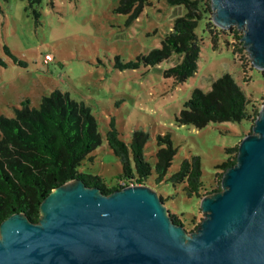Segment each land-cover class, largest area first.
Listing matches in <instances>:
<instances>
[{
	"label": "rangeland",
	"instance_id": "obj_1",
	"mask_svg": "<svg viewBox=\"0 0 264 264\" xmlns=\"http://www.w3.org/2000/svg\"><path fill=\"white\" fill-rule=\"evenodd\" d=\"M118 1L40 0L33 6L39 12L35 18L27 0H0V56L6 62L0 65V113L13 116L14 107L21 106L25 98L29 106L37 107L41 96L54 88L83 101L96 119L101 142L83 158L79 169L100 174L108 185L116 184L121 171V162L106 141L109 122L113 121L126 142L135 128L142 129L148 135L143 155L151 165L145 183L163 197L167 211L175 213L190 232L204 216L199 206L201 196L219 184L222 169L216 164L229 155L225 147L238 144L254 121H211L197 127L178 123L175 115L192 88L208 90L212 80L223 72H229L260 108L264 68L252 65L241 40V28L232 25L220 30L214 23L212 32L217 37L213 46L211 33L205 28L212 10L208 18L202 16L197 21V67L183 81L174 83L171 76L163 74V69L177 60L174 54L153 66L140 63L119 68L116 56L122 61L135 59L137 54L158 46L173 18L182 15L185 7L166 0H148L137 17L128 19L126 13L115 9ZM4 45L18 61L5 52ZM235 45L242 48L234 54ZM165 133L176 148L166 177L177 170L182 158L197 154L202 195L187 196L180 183L173 184L165 177L155 180V152L165 145L158 142L157 135Z\"/></svg>",
	"mask_w": 264,
	"mask_h": 264
},
{
	"label": "water",
	"instance_id": "obj_2",
	"mask_svg": "<svg viewBox=\"0 0 264 264\" xmlns=\"http://www.w3.org/2000/svg\"><path fill=\"white\" fill-rule=\"evenodd\" d=\"M211 20L243 30L254 67L264 68V0H210ZM204 216L187 232L151 185L105 193L81 179L52 188L37 221H0V264H264V99L220 188L201 196Z\"/></svg>",
	"mask_w": 264,
	"mask_h": 264
},
{
	"label": "trees",
	"instance_id": "obj_3",
	"mask_svg": "<svg viewBox=\"0 0 264 264\" xmlns=\"http://www.w3.org/2000/svg\"><path fill=\"white\" fill-rule=\"evenodd\" d=\"M148 0H119L115 9L126 13L128 19L138 16ZM40 0H27V5L37 18L38 10L33 8ZM169 4H182L185 12L175 16L168 31L163 35L158 46L151 47L145 53H139L135 59L122 61L118 56L115 64L119 68L137 67L140 63L156 65L161 60L176 55L177 60L163 69L165 76H171L174 83L183 81L197 67L200 50V38L195 32L198 19L208 18L211 12L210 0H166ZM212 20L206 19L205 28L211 33L213 46L217 35L213 33ZM220 30L223 28L219 27ZM234 33L236 29L233 28ZM236 37L240 35L236 33ZM235 45L232 49L241 50ZM5 52L18 61L8 46ZM20 61V60H19ZM21 62V61H20ZM242 71L244 63L241 61ZM0 65H6L0 56ZM242 86L229 72H223L212 80L208 90L192 88L189 97L183 102L175 115L178 123L193 124L201 127L208 122L253 120L259 106L250 101ZM106 141L121 162L119 178L133 179L145 183L151 174V165L144 158L143 146L147 133L140 128L132 131L129 142L124 141L113 121L106 130ZM160 146L155 152V180L163 177L173 184L180 183L187 196L202 195L200 156L191 154L184 157L177 170L166 177V170L175 153L169 133L158 134ZM101 142V133L90 107L83 101L71 98L66 91L57 88L42 95L39 105L29 106L28 98L21 100V106L14 107V115L0 113V221L13 212H23L30 220L37 221L39 204L55 186L70 179H81L86 185L95 186L108 193L121 187L118 180L115 185H108L98 173L79 169L83 158ZM237 145L226 146L229 154L216 164L222 172L236 160ZM133 164V166H132ZM209 193V191H208ZM163 200V197L159 195ZM173 221L183 223L175 213L169 212Z\"/></svg>",
	"mask_w": 264,
	"mask_h": 264
},
{
	"label": "built area",
	"instance_id": "obj_4",
	"mask_svg": "<svg viewBox=\"0 0 264 264\" xmlns=\"http://www.w3.org/2000/svg\"><path fill=\"white\" fill-rule=\"evenodd\" d=\"M118 183L119 185L123 186V185H126V184H135V183H138L136 181H134L133 179H126V178H119L118 179Z\"/></svg>",
	"mask_w": 264,
	"mask_h": 264
}]
</instances>
